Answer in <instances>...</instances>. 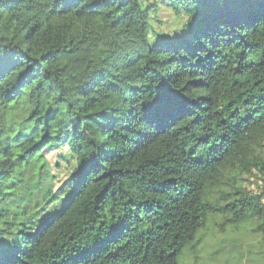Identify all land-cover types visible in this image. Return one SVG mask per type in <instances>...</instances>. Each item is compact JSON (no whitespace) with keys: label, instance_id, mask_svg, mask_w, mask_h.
Masks as SVG:
<instances>
[{"label":"trees","instance_id":"trees-1","mask_svg":"<svg viewBox=\"0 0 264 264\" xmlns=\"http://www.w3.org/2000/svg\"><path fill=\"white\" fill-rule=\"evenodd\" d=\"M259 180L264 0H0V264H264Z\"/></svg>","mask_w":264,"mask_h":264},{"label":"rangeland","instance_id":"rangeland-1","mask_svg":"<svg viewBox=\"0 0 264 264\" xmlns=\"http://www.w3.org/2000/svg\"><path fill=\"white\" fill-rule=\"evenodd\" d=\"M170 21L171 18H170ZM68 151V146L64 145L59 151H49L48 158L55 164V172L57 174V182L64 183L66 180L73 178V170L66 161H61L64 154ZM248 177V176H247ZM257 179L253 176L249 181H245V186L251 191L257 190ZM259 184L264 185V180H259ZM218 219V218H217ZM217 227H210L203 237V240L197 247L195 254L186 252L180 259V264H245V260L241 261L238 257L239 252L229 249L232 241H245L244 246L254 241V236L247 234L245 230L228 229L223 232H217ZM245 231V232H243ZM223 242V243H221ZM221 245L228 247L222 249ZM246 249V247H243ZM218 249V250H217Z\"/></svg>","mask_w":264,"mask_h":264}]
</instances>
